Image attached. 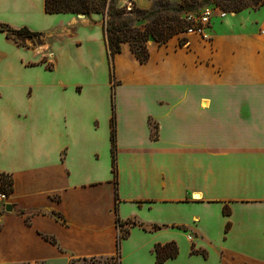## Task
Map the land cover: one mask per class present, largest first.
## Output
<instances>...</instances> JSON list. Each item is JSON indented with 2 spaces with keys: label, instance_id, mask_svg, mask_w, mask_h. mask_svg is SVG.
Segmentation results:
<instances>
[{
  "label": "crops",
  "instance_id": "crops-1",
  "mask_svg": "<svg viewBox=\"0 0 264 264\" xmlns=\"http://www.w3.org/2000/svg\"><path fill=\"white\" fill-rule=\"evenodd\" d=\"M193 1L182 17L213 5ZM0 23L45 40L0 33V174L12 180L0 264L110 259L117 219L131 222L117 264H154L170 242L178 255L162 264H264L263 7L214 16L208 40L149 38L143 64L122 44L114 84L101 15L0 0Z\"/></svg>",
  "mask_w": 264,
  "mask_h": 264
},
{
  "label": "trees",
  "instance_id": "trees-1",
  "mask_svg": "<svg viewBox=\"0 0 264 264\" xmlns=\"http://www.w3.org/2000/svg\"><path fill=\"white\" fill-rule=\"evenodd\" d=\"M116 2L117 0H44V12L46 14H98L103 17V36L109 66V80L112 84H114L113 58L116 54L120 53L122 44L126 43L130 46L133 54L141 64L146 63L149 57L146 47L148 39L152 38L157 44L163 45L172 37L183 33L185 24L182 15L190 10L195 3L193 0H184L181 4L170 3L167 0H155L149 10L135 8L133 3H131L133 7L127 11L126 6L119 8ZM201 4H213L226 13H238L258 7L264 8V0H204L202 3H198V5ZM139 21L143 22L142 26H137ZM0 33H4L6 38L21 46H25L26 42L39 45L44 38L43 34L32 32L26 27L15 29L2 23H0ZM183 42L180 41V45ZM110 128L112 169L114 179L116 180L114 105L112 108ZM0 179L7 187V190L11 192V178L7 175L0 174ZM223 213L224 215H228L229 212L224 208ZM129 224L131 222H120L117 219V251L116 256L109 260L118 261L120 241L128 234L127 228H123V226ZM47 239L51 243H55L52 238ZM192 253H195V251L193 250ZM154 254V264H162L169 259L176 258L178 249L174 242L164 245L157 244L154 247ZM201 254L206 256L205 252H201Z\"/></svg>",
  "mask_w": 264,
  "mask_h": 264
},
{
  "label": "built area",
  "instance_id": "built-area-1",
  "mask_svg": "<svg viewBox=\"0 0 264 264\" xmlns=\"http://www.w3.org/2000/svg\"><path fill=\"white\" fill-rule=\"evenodd\" d=\"M132 7L131 3H127L126 10L129 11ZM226 15V12L214 5L207 6L196 13H187L182 17L185 24L183 33L186 36H197L203 40H208L205 30L209 26L211 18L214 16L224 18ZM10 195L11 192L7 190L0 179V208H4L8 204Z\"/></svg>",
  "mask_w": 264,
  "mask_h": 264
},
{
  "label": "rangeland",
  "instance_id": "rangeland-1",
  "mask_svg": "<svg viewBox=\"0 0 264 264\" xmlns=\"http://www.w3.org/2000/svg\"><path fill=\"white\" fill-rule=\"evenodd\" d=\"M32 48H39L41 47L42 45H44L45 43V40L42 39L41 41V44H31L30 42H28ZM117 262L116 261H113V260H98V259H94V260H76V259H73V260H70V263L69 264H116Z\"/></svg>",
  "mask_w": 264,
  "mask_h": 264
},
{
  "label": "water",
  "instance_id": "water-1",
  "mask_svg": "<svg viewBox=\"0 0 264 264\" xmlns=\"http://www.w3.org/2000/svg\"><path fill=\"white\" fill-rule=\"evenodd\" d=\"M11 206L10 205H8V206H6V208H5V210L7 211V212H9V211H11Z\"/></svg>",
  "mask_w": 264,
  "mask_h": 264
}]
</instances>
